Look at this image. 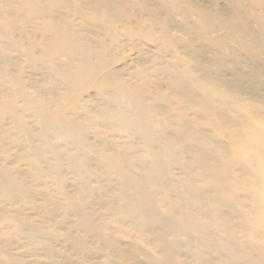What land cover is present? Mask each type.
<instances>
[{"label": "rangeland", "instance_id": "obj_1", "mask_svg": "<svg viewBox=\"0 0 264 264\" xmlns=\"http://www.w3.org/2000/svg\"><path fill=\"white\" fill-rule=\"evenodd\" d=\"M0 264H264V0H0Z\"/></svg>", "mask_w": 264, "mask_h": 264}]
</instances>
